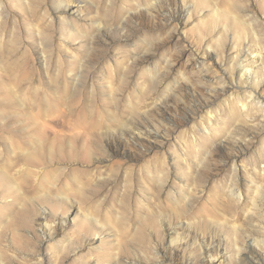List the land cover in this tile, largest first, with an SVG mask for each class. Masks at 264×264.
<instances>
[{
  "label": "rangeland",
  "instance_id": "obj_1",
  "mask_svg": "<svg viewBox=\"0 0 264 264\" xmlns=\"http://www.w3.org/2000/svg\"><path fill=\"white\" fill-rule=\"evenodd\" d=\"M261 213L264 0H0V264H264Z\"/></svg>",
  "mask_w": 264,
  "mask_h": 264
},
{
  "label": "bare ground",
  "instance_id": "obj_2",
  "mask_svg": "<svg viewBox=\"0 0 264 264\" xmlns=\"http://www.w3.org/2000/svg\"><path fill=\"white\" fill-rule=\"evenodd\" d=\"M147 9L150 13L156 12L154 8L147 7ZM156 15L158 16V14H156ZM122 25H123L122 27L125 29L126 26L124 24H122ZM172 39L175 41L174 44L176 45V47L178 49V57L169 58L167 60V64H165L162 68H160L158 70V72L160 73L159 76H162L163 78H171L172 75H175L178 79H180V81L176 83L177 90L174 89V94L167 95L166 99L163 98V100L159 102V105L157 104L153 107L152 111L158 110V111H160V113L162 112L163 115H165L166 112L176 113L178 115L179 113L175 109L170 107L169 102L174 103L177 98H179V99L182 98V96H180V94H181V92L186 91V89H187L186 84L187 83L196 87V83L199 80L197 75L192 74L196 70V63L194 60L187 57V54L182 50L183 46L181 44V40H180L181 38L177 35H173ZM188 74H191V75L188 76ZM183 80H186L187 82L183 83ZM199 91L202 93L204 92V90H202V89H199ZM118 130H119L118 132L121 135H123L124 138H126V136H128V135H132L130 132L131 130H129L128 128L119 127ZM132 137H133V139H131V137L126 138L129 143H136L139 141L138 136L132 135ZM233 144H235V143L230 142L228 145L232 146ZM229 158L230 157L227 156L226 154H224L219 148H215V149H212V150L207 152V155H205L204 159L201 161L200 166L202 169L212 170L220 162H222V161L226 162L227 160H229ZM237 196L239 198L241 197L240 192L237 193ZM248 217L252 221L257 220V216L255 217L253 215H249ZM259 218H258L259 222L261 223V225L263 226V229H264V214H262V213L259 214ZM233 231L235 234L234 236H236L238 238L239 236L237 235V233L239 232V229L236 227V225L233 226ZM261 234L264 236V233H261ZM180 238L182 239V237L178 233H174V237L169 235L170 241L178 242V241H181ZM237 238H235V242H236L237 247H244L245 248L246 256L244 259L247 260L248 258H252V259H255L257 261H262V258L260 257L259 252H257L252 246L248 245V243L246 241L241 242V240H239ZM187 239L198 241L200 238H199V235H197V234H194V235L188 234L186 236V241H187ZM201 240L203 241L204 245L210 246L213 243L212 239H209V240L208 239H201ZM261 242L264 244V239H262ZM241 250L242 249L239 248V251H241ZM262 263H263V261H262ZM240 264H242V262Z\"/></svg>",
  "mask_w": 264,
  "mask_h": 264
}]
</instances>
